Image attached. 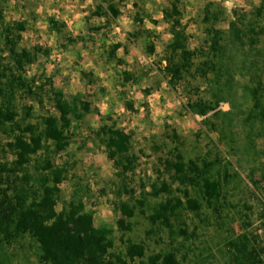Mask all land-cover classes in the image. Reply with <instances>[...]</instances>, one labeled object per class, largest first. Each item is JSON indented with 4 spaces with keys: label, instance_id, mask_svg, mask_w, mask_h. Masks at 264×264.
<instances>
[{
    "label": "rangeland",
    "instance_id": "374dc122",
    "mask_svg": "<svg viewBox=\"0 0 264 264\" xmlns=\"http://www.w3.org/2000/svg\"><path fill=\"white\" fill-rule=\"evenodd\" d=\"M63 1L0 0L6 23L27 21L16 46L36 54L27 79L36 85L50 79L67 99L80 95L99 109L70 130L65 150L52 153L55 164L66 170L57 209L74 197L92 211L95 225L112 224L120 217V201L136 204V199L144 198L145 214L136 208L131 230L115 228L112 234L115 252L124 253L128 240L144 244L145 256L130 264H148L150 255L168 251L175 253L178 264H232L229 243L233 239L244 234L251 244L264 243V0H177L186 45L199 52L190 71L174 85L164 69L172 20L163 14L173 0H67L70 9L93 20L90 28L81 23L77 30L66 26L56 34L48 18L62 21ZM108 3L117 6L118 16L107 11ZM208 5L216 16L215 27L222 31L224 48L219 58L212 55L205 32L211 25L204 21ZM97 6L102 17L90 15ZM137 21L146 29L136 42L132 34ZM231 21L239 27V39ZM100 27L108 28L99 31ZM114 43L122 46L110 57ZM149 43L154 45L152 54L146 52ZM211 60L219 70L204 67ZM197 99L216 109L205 117L196 115L187 103ZM19 105L33 106V123L47 113L58 115L47 99L43 108L32 97L20 99ZM19 114L23 115L21 110ZM111 123L130 134L131 150L138 156L127 180L134 190L131 197L116 194V169L96 136L101 125ZM176 145L185 160L219 161L211 174L221 181L222 192L210 206L197 187H189L190 195L201 203L199 214L179 209L167 227L149 219L167 195L148 193L151 183L165 181L174 196L184 200L176 190L182 187L162 165L173 157L169 150ZM34 157L42 158L43 152ZM5 158L11 160V153H0V160ZM2 257L4 264H39L37 246L28 237L7 247Z\"/></svg>",
    "mask_w": 264,
    "mask_h": 264
},
{
    "label": "trees",
    "instance_id": "16d2710c",
    "mask_svg": "<svg viewBox=\"0 0 264 264\" xmlns=\"http://www.w3.org/2000/svg\"><path fill=\"white\" fill-rule=\"evenodd\" d=\"M100 10L101 7L97 6L93 14L102 15ZM261 10L262 5L257 12L261 14ZM107 11L113 17L120 14L114 3H108ZM163 14L172 20L173 37L167 45L169 53L164 69L169 74V84L174 85L190 71L193 58L199 51L191 50L186 45L177 0H173L170 9H164ZM204 21L211 23L205 28L210 41L209 49L215 58H219L224 48L222 31L215 27L216 16L209 5L205 10ZM26 26V20L6 23L0 9V153L9 152L12 156L11 160H0V264H4L2 256L6 248L26 237L37 246L39 264H130L135 258L145 256L144 244L128 240L124 242V253L115 252L112 250V234L115 228L123 232L131 230L130 218L135 215L136 208L145 214L144 198L136 199V204L120 201V217L112 224L95 225L92 211L85 210L83 204L74 197L64 203L60 210L57 209L59 184L64 180L66 170L55 164L52 153L65 150L69 145L70 130L76 128L90 112L99 113V109L93 108L80 95L67 99L50 79L38 85L27 79L26 72L35 61L36 54L31 49L16 47ZM48 26L56 34L66 28L63 21L53 17L48 18ZM230 27L239 39V27L235 21L230 22ZM143 32L137 30L132 36L138 38ZM68 41L73 42V39L69 38ZM121 46L120 43L111 45L109 56L114 57ZM146 52H154L152 43L146 46ZM204 67L219 70L213 60L209 64L204 63ZM201 71L203 74L207 72L203 68ZM24 97L34 98L42 108L47 99L56 108L58 115L47 113L40 116L38 123L31 122L33 106L19 105V100ZM255 100L257 106L258 100ZM126 107L132 108V105L127 103ZM187 107L202 117L216 109L203 99L188 102ZM96 136L116 169L119 179L116 194L133 196L134 190L129 187L127 180L128 175L137 167L138 156L131 150L130 134L111 123L101 125ZM169 151L173 157L164 159L162 165L165 171L172 172L175 181L182 187L176 190L181 192L184 200L174 196V189L165 181L151 183L148 193L154 197L167 195L166 200L158 203L149 215L152 222L160 221L167 227L171 226L170 218L179 209L199 214L201 203L190 195L189 187H197L210 206L216 204L222 192L221 181L211 174L213 166L219 162L217 159L185 160L177 145ZM39 152H43V157H34ZM185 232L182 230V233ZM229 246L232 248V264H264V243L251 244L243 234L230 241ZM138 264L145 263L139 261ZM148 264H178V261L175 253L168 251L150 255Z\"/></svg>",
    "mask_w": 264,
    "mask_h": 264
},
{
    "label": "crops",
    "instance_id": "0c3cea01",
    "mask_svg": "<svg viewBox=\"0 0 264 264\" xmlns=\"http://www.w3.org/2000/svg\"><path fill=\"white\" fill-rule=\"evenodd\" d=\"M75 1V0H74ZM64 5L62 8L64 12V15H61V19L68 28H73L72 30L76 29L77 30V27L78 25L82 23V25H85L87 28H90V23L91 21L93 20V18H86V17H83L85 12H77L75 10H72L70 9V7L72 5H70L67 0H64ZM93 11H95V9H93L91 12H90V15H92V17H102V15H96V14H93ZM140 24V25H139ZM134 27L137 29V30H140V31H143L144 29H146V27L143 26V23L141 24V21H137L134 23ZM108 27H100V30H103V29H107ZM145 32V31H144ZM143 34H141L140 36H138V38H136V42L138 39H140L142 37Z\"/></svg>",
    "mask_w": 264,
    "mask_h": 264
}]
</instances>
